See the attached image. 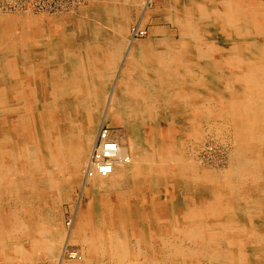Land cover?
Instances as JSON below:
<instances>
[{"label":"bare ground","instance_id":"bare-ground-1","mask_svg":"<svg viewBox=\"0 0 264 264\" xmlns=\"http://www.w3.org/2000/svg\"><path fill=\"white\" fill-rule=\"evenodd\" d=\"M94 1L0 7V264H264V0Z\"/></svg>","mask_w":264,"mask_h":264},{"label":"rangeland","instance_id":"rangeland-1","mask_svg":"<svg viewBox=\"0 0 264 264\" xmlns=\"http://www.w3.org/2000/svg\"><path fill=\"white\" fill-rule=\"evenodd\" d=\"M72 3H73V0H13V1L6 0L4 2H0V7L2 10L17 11V12H20L22 10V8H24L25 11L31 10L34 15L31 16V14H30V16L33 17L34 19H39L42 16V15L38 14L40 12H43V11H45V12L49 11L50 13L63 12V10L66 9V7H68ZM94 4H96V2L94 0H85V6L83 8L84 9L83 14H80V12L82 13V11H79L77 13V15H75V16L77 18L81 17V15L85 16V12L90 10L92 8V5H94ZM0 14H1V12H0ZM18 16H20V15H18ZM134 16L136 18L137 15L135 14ZM144 24H146L143 26H145L148 33L150 32L151 29H154L155 27H157V28H164L166 31H168L169 35L172 34L170 27H168L166 25L164 26L163 24L157 23L156 21H152V22H151V20L148 22L144 21ZM133 31H134V29H133ZM146 37L147 36L140 35L137 37L136 42L146 43L147 40L149 39V37L148 38H146ZM103 125L107 126L105 128L108 129L111 134L113 132L115 133L118 131V129L116 131L114 128L109 126L110 125L109 119L106 120V122L104 120L102 126ZM214 135L216 136V135H218V133L215 132L213 134V136ZM208 141H209L208 142L209 144L202 143V145H200L197 148L198 151H196V152L200 153V158L202 159V161H205V165H207L205 167V169L210 170V171H216L218 173H223V171L228 168L227 163L229 161V156H228L229 151L228 150H229V146H230V139L226 133H221L219 135V138L217 137L215 140L212 138H209ZM199 161H201V160H199ZM99 187L105 189L106 185H103V186L99 185ZM76 192H77V194H76V197H77V196H79V194H78V191H76ZM74 207H75V204H73V203L63 205L62 217H63L64 223L69 218H71ZM0 232L6 234V231L2 230L1 227H0ZM1 235H3V234H1ZM0 246H2V244ZM7 246H9V248H12L11 244H9V245L7 244ZM14 247L15 246H13L12 249H14ZM26 248L28 249V245H26ZM73 248L79 249V246L72 245L69 249H73ZM28 251H29V249H28Z\"/></svg>","mask_w":264,"mask_h":264},{"label":"built area","instance_id":"built-area-1","mask_svg":"<svg viewBox=\"0 0 264 264\" xmlns=\"http://www.w3.org/2000/svg\"><path fill=\"white\" fill-rule=\"evenodd\" d=\"M104 139H105V135L102 136V140H104ZM109 156H111V155H109ZM103 174H105V172H103Z\"/></svg>","mask_w":264,"mask_h":264}]
</instances>
